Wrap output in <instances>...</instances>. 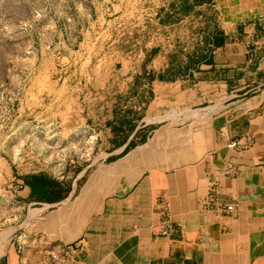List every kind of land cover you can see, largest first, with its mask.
Instances as JSON below:
<instances>
[{"label":"crops","instance_id":"0c3cea01","mask_svg":"<svg viewBox=\"0 0 264 264\" xmlns=\"http://www.w3.org/2000/svg\"><path fill=\"white\" fill-rule=\"evenodd\" d=\"M216 9L220 41L204 65L215 71L154 80L131 131L105 123L97 161L25 185L24 203L40 216L30 233L0 240V264H264V0H216ZM178 95L184 112L157 129L152 112ZM214 101L217 112L208 109ZM194 103H207L200 109L210 115L187 117ZM169 124L191 130L184 159L145 170L143 146ZM233 140L240 144L230 148ZM127 157L117 185L95 181Z\"/></svg>","mask_w":264,"mask_h":264},{"label":"rangeland","instance_id":"374dc122","mask_svg":"<svg viewBox=\"0 0 264 264\" xmlns=\"http://www.w3.org/2000/svg\"><path fill=\"white\" fill-rule=\"evenodd\" d=\"M220 17L216 0H0V240L11 232L20 239L40 216L24 203L25 185L97 161L105 123L131 131L154 98V80L215 71L204 65L220 41ZM176 101L152 112L157 129L179 120ZM216 102L208 109L217 112ZM202 106L187 107V117L206 118ZM191 135L170 124L158 130L142 148L145 170L178 165ZM128 162L95 181L117 185Z\"/></svg>","mask_w":264,"mask_h":264},{"label":"built area","instance_id":"2783aa9c","mask_svg":"<svg viewBox=\"0 0 264 264\" xmlns=\"http://www.w3.org/2000/svg\"><path fill=\"white\" fill-rule=\"evenodd\" d=\"M239 144H240V141H239V140H233V141H231L230 143H228V146H229L230 148H235V147H237ZM234 207H235V206H234L233 204H228V205H226V208H227L228 210L234 209ZM164 233L167 234L168 231L165 230Z\"/></svg>","mask_w":264,"mask_h":264}]
</instances>
